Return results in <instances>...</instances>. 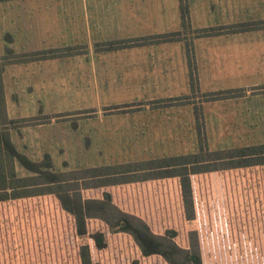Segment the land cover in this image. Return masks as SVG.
Listing matches in <instances>:
<instances>
[{"label": "crops", "instance_id": "0c3cea01", "mask_svg": "<svg viewBox=\"0 0 264 264\" xmlns=\"http://www.w3.org/2000/svg\"><path fill=\"white\" fill-rule=\"evenodd\" d=\"M185 3L191 29L264 20V0ZM182 29L180 0H0L3 47L31 54L5 66L9 117L49 115L50 125L72 117L71 102L77 100V117H85L81 121L91 122L94 129L90 145L107 155L97 166L114 165L198 152L194 105L199 93L242 89L241 96L201 103L206 132L209 138L231 131L264 138V93L251 91L264 86V27L188 35L196 93L190 89L185 39L127 42L107 50L95 46ZM68 47L79 49L43 53ZM51 98L55 101L49 102ZM163 179H173L179 189L176 177ZM124 184L97 187V196L91 197L108 191L124 211L115 189L131 186Z\"/></svg>", "mask_w": 264, "mask_h": 264}, {"label": "rangeland", "instance_id": "374dc122", "mask_svg": "<svg viewBox=\"0 0 264 264\" xmlns=\"http://www.w3.org/2000/svg\"><path fill=\"white\" fill-rule=\"evenodd\" d=\"M68 48L55 52L79 49ZM30 55L8 52L0 37V86L3 90L2 95L0 89V123L19 152L35 161L48 153L53 170L66 171L62 188L67 191L62 194L75 197L79 191L82 197L97 196V187H92L97 179L89 178L90 174L84 169L97 166L107 155L90 145L94 129L91 122L81 121L85 117H77L81 112L77 100L71 102L72 117L50 125H47L52 117L49 115L9 117L5 66L28 59ZM251 91L264 93V86L251 88ZM234 93L233 97L244 94L242 89H235ZM204 96L199 93L198 99L204 149L224 150L264 143V138L249 131L214 132L209 138L201 103L211 100ZM49 100L53 102L55 98ZM23 101H18L20 106ZM29 123L33 124L29 126ZM13 166L19 176L31 175L17 160ZM135 182L139 185L124 184L131 185L129 189L115 186L118 202H121L118 205L123 206L124 211L127 209L125 212L145 219L158 234L168 228L175 229V242L180 247L198 250L202 264H264V165L191 175L194 221L185 219L179 189L173 179ZM60 195L45 193L0 201V264H81L79 246L83 243L90 247L92 264H168L158 255L142 256L129 234L110 232L100 219H87L89 233L78 236L74 214L63 208ZM115 212L110 207L106 215L114 219L110 215ZM97 227L105 228L107 245L102 249H97L90 237ZM192 228L197 230V240L190 233Z\"/></svg>", "mask_w": 264, "mask_h": 264}, {"label": "trees", "instance_id": "16d2710c", "mask_svg": "<svg viewBox=\"0 0 264 264\" xmlns=\"http://www.w3.org/2000/svg\"><path fill=\"white\" fill-rule=\"evenodd\" d=\"M180 16L182 31L153 34L123 42H99L95 46L98 50L124 47L129 44H148L163 41L185 39L186 56L189 68V81L192 93L199 92L195 58L191 41L187 40L196 36H210L224 32L246 31L264 27V20H255L236 23L227 26H212L191 29L189 25L188 7L185 0H180ZM70 49V48H65ZM8 52H12L7 47ZM56 49L43 51L54 53ZM42 53V52H41ZM3 95L2 86H0ZM206 100H217L232 97L234 90H219L204 92ZM3 98V96H2ZM184 97L177 98L182 101ZM200 104L194 105L195 123L199 140V150L196 153L178 156L155 158L145 161L127 162L114 165L96 166L85 168L89 178L97 179L92 187L103 185L124 184L135 181L155 180L176 177L182 201L184 217L188 221L196 218L194 210L193 188L191 175L218 170H231L264 165V143L243 145L224 150H206L201 142V110ZM6 113V112H5ZM80 114V112H78ZM72 113H70L71 115ZM68 115V113L63 114ZM4 118L6 116H3ZM28 124V123H27ZM33 124V123H29ZM17 160L31 175L19 176L13 166ZM66 171H55L52 168L51 158L48 153L43 159L35 161L26 154L19 152L13 145L7 129L0 123V201H7L22 197L55 193L57 195L67 191L62 184ZM121 176V177H120ZM63 208L74 214L77 235L83 237L87 233V219H100L107 225L112 233L129 234L142 256L158 255L168 264H202L198 250L180 247L174 240L176 230L168 228L163 234L153 232L149 223L143 218L121 210L113 204L112 196L108 191H103L101 198L82 197L79 191L77 196L70 197L67 193L58 196ZM110 207L116 211L110 215ZM99 212V213H98ZM100 213H103L102 215ZM198 239L195 228L190 230ZM105 228L97 227L90 233L94 246L97 249L106 247ZM81 264H92L90 247L87 243L79 246Z\"/></svg>", "mask_w": 264, "mask_h": 264}]
</instances>
